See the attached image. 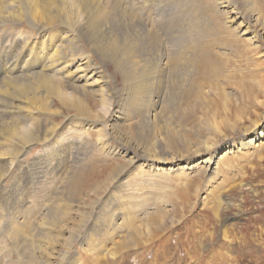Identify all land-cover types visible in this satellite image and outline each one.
<instances>
[{
	"label": "rangeland",
	"instance_id": "obj_1",
	"mask_svg": "<svg viewBox=\"0 0 264 264\" xmlns=\"http://www.w3.org/2000/svg\"><path fill=\"white\" fill-rule=\"evenodd\" d=\"M167 1L181 12L198 6V0ZM260 7L264 15V3ZM246 14L258 34L256 46L232 42L218 26L225 16L208 15L211 38L225 44L218 46L216 67L190 77V84L201 81L202 93L191 95L188 86L176 93L166 75L155 73L146 109L155 120L130 107L115 132L108 120L126 104L121 72L88 37L61 41L59 49L101 68L108 82L105 103L98 96L87 99L93 110L88 121L55 111L57 124H26L25 109L12 108L19 114L13 120L0 111V264H264V138L245 145L264 125V16L256 23L252 11ZM54 27V41L68 31ZM48 31L28 20L0 23L8 65L20 66L12 55L18 39L33 37L42 46ZM164 46L148 63L161 66ZM34 113L43 122L52 117L44 109ZM10 121L16 124L2 123ZM13 125L40 138H18ZM60 141L68 148L61 154ZM105 143L113 153L102 150ZM210 156V165L185 174L169 170L173 161L183 165Z\"/></svg>",
	"mask_w": 264,
	"mask_h": 264
},
{
	"label": "bare ground",
	"instance_id": "obj_2",
	"mask_svg": "<svg viewBox=\"0 0 264 264\" xmlns=\"http://www.w3.org/2000/svg\"><path fill=\"white\" fill-rule=\"evenodd\" d=\"M240 2L244 4L246 12L252 11L256 23L263 21L260 5L264 0H198V6L192 13L191 10L176 11L167 0H0V23L28 20L38 26L40 32L49 29L42 46H35L33 37L18 39L12 55L20 62V66H9L7 61L10 60L11 53L0 50V111L13 120L11 116L19 114L12 111V108L25 109L23 118L26 124H57L53 119L54 115L65 109L74 112L76 118L88 121L93 110L91 105H87V99L98 96L105 103L103 90L108 82L101 68L89 57H77L74 52L65 53L62 48L59 49L63 46L60 45L61 41L69 43L73 36H80L88 37V44L95 47L104 59L114 64L115 70L121 72L122 81L125 83L126 104L117 107L109 115V130L116 131L117 125L125 120L126 109L130 107L136 109L137 115L144 111L147 118L151 116L155 120L156 114L147 112L146 109L154 95L156 74L166 75L176 93L182 92L188 86L191 95H198L202 93L201 81L190 84V77L206 75L205 70L211 65L215 66L217 59L219 60L218 46L225 42L213 36L211 38L210 33L214 28L210 26L208 15L213 16L214 20L217 14L225 16V23L221 24L220 21L218 26L232 37V42H247L256 46L254 43L258 34L251 30L252 26L245 17L246 12L243 13L242 8H239ZM58 24L68 31L63 36L58 35L54 41V26ZM216 31L218 30L213 33ZM162 46L165 49L162 61L159 60L161 66L157 60L154 64L148 63L151 56L156 58ZM15 69H20V72L13 76ZM30 94L38 96L33 97ZM24 96L27 102L33 98L26 104L27 102H22ZM57 104L62 111L58 110ZM28 105L29 107L24 108ZM4 107L6 108L2 109ZM42 109L52 115L45 122L34 113ZM255 123L259 124L257 121ZM11 128V133L23 140H31L35 134V140L40 138L39 133L34 130L17 128L15 125ZM257 128V131L254 129L253 138L245 145L256 146V142L264 138V125L260 124ZM46 138L45 132L42 139ZM58 147L60 154L68 149L62 141ZM103 149L111 151L108 143L102 145ZM226 153L219 158L222 159ZM169 158L162 163L168 164ZM211 160L210 156L183 165L173 164V161L169 170H179L185 174L187 169L203 164L210 165ZM215 168H218L217 165Z\"/></svg>",
	"mask_w": 264,
	"mask_h": 264
}]
</instances>
